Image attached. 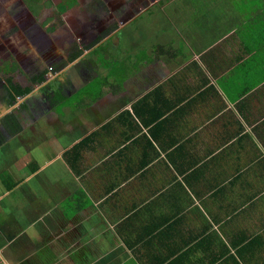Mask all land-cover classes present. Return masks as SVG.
<instances>
[{
  "label": "crops",
  "instance_id": "1",
  "mask_svg": "<svg viewBox=\"0 0 264 264\" xmlns=\"http://www.w3.org/2000/svg\"><path fill=\"white\" fill-rule=\"evenodd\" d=\"M78 6L0 5V264H264V30L227 12L222 34L204 7L196 30L175 5L63 22ZM106 31L98 95L77 51Z\"/></svg>",
  "mask_w": 264,
  "mask_h": 264
},
{
  "label": "rangeland",
  "instance_id": "2",
  "mask_svg": "<svg viewBox=\"0 0 264 264\" xmlns=\"http://www.w3.org/2000/svg\"><path fill=\"white\" fill-rule=\"evenodd\" d=\"M59 1L64 3L67 8H69L68 4H66L68 2H72L73 5L75 3H77L79 6H82L84 8V11H85L86 15L88 16L87 18L89 20L85 19L83 15H82L81 20L83 22H85V21L94 22V24H95L94 28H99V27H101L102 24H111V22L113 21L112 16H115V14L113 12L117 11V9L113 8V7L127 6L128 7L127 8V11H128L127 14L130 17H133V16L139 15V13L144 11V9H146L144 7L154 6L155 4H158L160 2V0H128V1L127 0H91V1L90 0H0V5H2L5 8L6 18L10 19L13 16L14 19H16L17 21H28V20H31V17H34L35 14L39 17L41 10L44 9L45 7H51V8L57 7V3ZM172 1L173 0H169L167 6L171 7V5H175L172 7V11L177 14L178 20L181 21L183 18V22L193 23L196 30H199V29L203 28L204 26H196L195 25L196 21H194L192 18H190V15H191L190 10L195 9L198 11L199 7H204L203 8L204 11H201L199 15L201 17H204V19H209L208 22L211 25H216V23H220L221 19L224 17L222 15L226 14L227 12L228 13L229 12L237 13V16L239 18H243V16H241L239 13L244 12V13H247V14L252 16L253 23L256 24L258 27H260L261 25L264 24L260 17L255 16L256 13H255L254 9L251 7L254 0H175V2H173V3H172ZM165 2H166V0L163 3H165ZM91 3H93L94 5L97 6L96 8H95V6L93 7V9L95 11L93 9L91 10V8H92V5H90ZM161 5H164V4H161ZM161 5L155 6V10H161L159 7ZM211 6L214 8L218 7V6H220V7L217 11H215V10L211 9ZM131 9H134L135 13L133 12V14H132L130 12ZM69 11H70V9H68L65 13H67ZM108 12H112L113 14L111 15ZM156 14H158V13L156 12ZM233 15L234 14H231V16H233ZM169 16H170V14H169ZM63 17L66 19L65 15H63ZM79 17H80V13L76 12V13L72 14V16L69 17V20L68 19L67 20H68V22H75V23L80 24V21L78 20ZM245 17H247V16H245ZM247 18H249V16ZM229 24H230L229 21H224L218 25L219 29H221L222 34H224V32L227 30L225 28ZM50 25H51V23H50ZM136 25L137 24H133V25L129 26V28L132 26L135 27ZM65 26H62V28H61V29H63V31H65L64 30ZM35 27H36L35 25H32V28H35ZM24 30L26 32H29V33H32L34 31L29 26H25ZM129 30L131 32V29H129ZM210 32L212 35H209V31L206 33V39L207 40H209L212 37L217 38V35L219 33V31H217V29H215L214 31H210ZM139 33H140V31H139ZM132 34H134V32H132ZM53 35H52V38H53L54 44H53L52 49L54 51L56 49V47L58 46L60 40H59V35H56V36L54 35V37H53ZM169 35L171 36V34H169ZM164 37L166 38L167 36L165 35ZM67 38H68V44H70L68 49H70L71 46L77 42H76V39L73 40L71 34H69L67 36ZM138 38H139V35H136V37L134 39L138 40ZM154 38H155V33H154ZM144 41H147L148 43H152L155 40L150 39V36L148 35L144 38ZM89 43L90 42H88L87 45ZM131 44H134L135 47H138V45H139L137 43V41L133 42ZM136 44H138V45H136ZM83 45L85 46L86 44L83 43ZM28 50H29V47L26 46L24 48L23 57H27V55L29 54ZM89 63L93 66L94 71H101V73L98 74L100 76V78L97 77L95 82L89 87L90 88L89 91H92L94 94H96V92L98 90V95H100L101 90H103L101 88V86H102L101 83L103 82V78H106L108 76V72L112 71L114 68L106 69L103 66L97 65L90 60H89ZM115 69H121V66H116ZM109 81H112V78H110ZM107 88H109V87H107Z\"/></svg>",
  "mask_w": 264,
  "mask_h": 264
},
{
  "label": "trees",
  "instance_id": "3",
  "mask_svg": "<svg viewBox=\"0 0 264 264\" xmlns=\"http://www.w3.org/2000/svg\"><path fill=\"white\" fill-rule=\"evenodd\" d=\"M128 1V0H127ZM165 0H160V2L158 3V4H155V6H157V5H161V4H164V5H167V3H168V1L169 0H166V2L165 3H163ZM69 4H68V7L69 8H71V7H73L74 5H73V3L72 2H68ZM91 4H93V3H91ZM164 5H161V6H159L160 7V9L161 10H157V11H154L153 10V8L155 7V6H150V7H148V8H150L149 10H153V12H160L162 15H164V13L162 12V6H164ZM95 6V8L97 7L96 5H94L93 4V7ZM251 7L254 9V10H256V9H261V8H264V0H254L253 1V3H252V5H251ZM148 10V11H149ZM59 11V10H58ZM58 11H56V13H54V15H53V18L51 19V25H50V29H49V33H53V31L55 30V28H57L60 24H62V18H63V22L64 21H68L69 20V17L71 16V13L70 12H67V13H65L67 10H65L64 9V11L62 12V13H64L63 15H65L66 16V19L63 17V15H60V16H58V14H59V12ZM164 11V10H163ZM77 12H79L80 13V19H82V15L84 16V18L85 19H88L87 17V15H86V13H85V11H84V8L82 7V6H78V9H77ZM68 19V20H67ZM89 20V19H88ZM82 21V20H81ZM90 21H85V22H83L82 21V23L83 24H88ZM263 23H264V21H263ZM258 26H255V28H257ZM261 30H264V26L262 27V25L259 27ZM132 34V33H131ZM107 35V31L103 34V35H96L95 36V40L93 41H90V43L87 45H83V47L81 46L80 47V49L77 51V54L78 55H81L82 57H84V58H89V59H91V60H93L95 63H97V65H101V66H103L104 68H107V66H108V62L107 61H105L104 60V56L106 55V52L107 51H105V45L104 46H102V47H95V45L98 43V42H100L102 39H104L105 38V36ZM130 35V34H129ZM109 46L111 45V43H109V42H106ZM85 52H87V56L84 54ZM104 81H105V78L103 79ZM95 82V81H94ZM93 82V83H94ZM93 83H91V85L93 84ZM90 85V86H91ZM11 89L13 90V91H15V93H18V91H17V89L14 87V86H12L11 85ZM89 143V140H87V141H85L82 145H81V147H84L85 145H87ZM80 148V147H79Z\"/></svg>",
  "mask_w": 264,
  "mask_h": 264
},
{
  "label": "flooded vegetation",
  "instance_id": "4",
  "mask_svg": "<svg viewBox=\"0 0 264 264\" xmlns=\"http://www.w3.org/2000/svg\"><path fill=\"white\" fill-rule=\"evenodd\" d=\"M91 1V0H90ZM92 5V9H93V4H91ZM90 42V41H89Z\"/></svg>",
  "mask_w": 264,
  "mask_h": 264
}]
</instances>
